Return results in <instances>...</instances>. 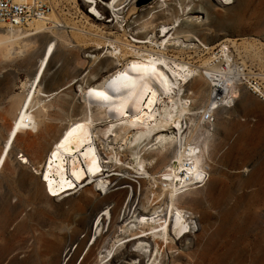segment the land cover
Listing matches in <instances>:
<instances>
[{
  "label": "bare ground",
  "instance_id": "6f19581e",
  "mask_svg": "<svg viewBox=\"0 0 264 264\" xmlns=\"http://www.w3.org/2000/svg\"><path fill=\"white\" fill-rule=\"evenodd\" d=\"M77 1L88 10L87 15L94 23L111 19L104 23H112L111 27L127 43L112 39V34L103 36L99 29L93 32L92 27H98L95 24H90L92 27L88 30L70 27L59 12L54 13L58 0H54L53 10L44 20L35 21L27 28L31 31L0 26V59L24 56L34 63L24 91L15 96L5 110L11 118L0 147V178L8 169V178L12 180L8 182H13L20 192L29 189L30 194L26 197L5 193L0 196V238L4 235L9 239L0 243V264H34L35 249L48 257L49 264H75L92 236L95 241L80 264H184L185 261L187 264H231L245 253L235 252L225 242L239 229L238 215H250L252 210L256 216L254 229L263 230L256 237L257 253L252 264H261L264 156L257 161L255 170L243 179L238 173L228 176L226 162L216 165V175L195 192L198 168L194 162L199 160L204 149L189 147L197 128L207 122L206 113L212 114L211 119L219 110L230 115L232 122L220 117L218 124L223 126L229 122V134L233 135L236 128L239 131L236 119L243 111L262 116L264 109L244 96L243 87L238 89L246 74L234 63L229 48L223 45L227 39L219 44L223 46L218 53L199 66L181 56L182 53L193 52L198 56L204 50L210 52V41L224 39L232 29L243 35L260 34L263 10L251 9L247 0H151L145 4L142 0ZM170 1L177 4L170 7ZM164 6L171 9L167 10L170 14H165ZM126 7L130 10L127 17L124 16ZM158 9L161 12L156 14ZM244 9L248 10V17L242 16ZM246 19H254V22L244 25ZM51 22L53 26L47 27ZM65 28L74 30L73 39L65 34ZM47 31L51 36L45 41L40 42L35 37ZM86 35L105 41L92 46ZM136 44H142L145 49L141 50ZM58 45L86 51L88 60L77 62V66L83 68L86 64L84 70L89 71L85 75L79 73L56 91L42 90ZM248 47V52L254 51L253 44ZM170 48L180 55L171 58L167 53ZM102 50L105 51L100 56ZM248 88L251 93L264 96L258 84H250ZM68 89L71 95L64 93ZM58 96L62 102H53ZM71 99L77 100L76 103ZM241 127L243 131L244 125ZM250 130L245 128L244 131ZM24 134L32 139L20 142ZM237 137L224 155L232 170L244 171L245 165L255 156L254 146L239 141L243 137ZM125 138H128L127 152L136 170L153 179L154 190L146 189L145 179L135 183L119 175L104 178L106 169L126 176L133 174L117 165L123 159L112 145ZM109 139L111 142L107 141ZM151 142L155 143L146 148ZM18 143L24 146L29 157L22 155L23 159L14 163L12 155ZM188 149L191 153L188 159L192 162L186 159ZM30 165H36V173L40 175L33 182V175L27 170ZM164 167L165 175L157 177ZM229 181H234L231 183L234 192ZM98 188L101 191L97 192ZM248 190L251 192L247 193ZM74 193L79 195L64 198ZM230 193H236L235 202L223 209ZM16 197L17 203L12 204ZM39 199L45 210L54 207L57 221L52 223L37 217L34 204ZM146 205L150 206L148 210H144ZM23 206L32 207L24 216ZM103 210H106V217L100 215ZM122 212L124 216L120 220ZM131 213L140 221L122 226L132 218ZM213 213H217L219 225L209 233L211 225L203 228V223H208ZM16 221L15 233L6 234L7 228ZM194 224L201 225L208 234L206 241L199 242L197 250L192 252L189 246L196 238L191 228ZM37 226L49 228L52 238L35 232ZM119 227L122 240L116 236ZM147 227L152 231L153 241L144 238ZM20 232L26 234L22 239L25 245L15 247L10 240ZM80 234H85L84 239L79 238ZM121 245L125 248L107 253L109 247L121 248ZM24 249L33 250L22 252L27 255L22 259L20 254L14 256ZM173 250L178 254L172 253Z\"/></svg>",
  "mask_w": 264,
  "mask_h": 264
},
{
  "label": "rangeland",
  "instance_id": "374dc122",
  "mask_svg": "<svg viewBox=\"0 0 264 264\" xmlns=\"http://www.w3.org/2000/svg\"><path fill=\"white\" fill-rule=\"evenodd\" d=\"M247 2L250 4L249 7L252 9L253 7L259 8L263 10V15H262V21H261V28H262V32L260 34L257 33H247L244 34L242 32L239 31H235V30H229L227 31L225 38L224 39H214L212 41H210L208 47L212 48V50L210 52L207 51H202L200 53V55H195V53L191 52V53H186L185 55L182 53L181 58H184L186 61L192 63V65L195 66H199L200 64H202L205 60H207L209 57L215 55V53H218L219 50L222 48L223 45H226L229 48V51L231 52V54L233 55L234 58V63L238 66L241 67L242 69H244V73L246 74V76L242 77V81L241 84L238 89L241 90L243 87L244 91H245V95L244 96H248L251 98V101L255 104L260 105L263 109H264V96H258L257 94H253L250 92V89L248 88L250 84L252 85H257L260 87L261 91L263 92L264 95V0H247ZM177 3L175 1H170L169 5L171 6H175ZM230 6V5H229ZM132 7H134V5H132ZM179 7V6H177ZM131 9V8H130ZM162 10L166 11V15L170 14L167 12V10H171L169 9L167 6H164ZM129 7H126L125 11H124V16L127 17L128 13H129ZM248 10L244 9L242 16L246 14V16L248 17ZM55 12H59L62 15V18H64L70 25V27H76L77 29H85L88 30L89 28H91L92 26L90 24H95L98 27H92L91 30H93V32H95L97 29L101 30V33L103 36H109L110 34H112L111 38L112 39H117L123 43H127V41L125 40L124 37H120L119 33L117 32L116 29H113L112 23H104L109 22L111 19H104L102 22L99 23H94L92 20L89 19L87 12L88 10L83 7L77 0L75 2H70L68 0H58V3L56 5V11ZM161 9H158L155 11V13H160ZM184 13H187V9L184 10ZM192 18L195 17L191 16ZM202 15H200L199 19H202ZM186 18H189V16H186ZM143 21V20H142ZM141 21V22H142ZM141 22H139L138 24L134 25V26H138ZM254 22V19H246L245 21H243L244 25H252V23ZM103 23V24H100ZM52 25L50 24H46L47 27H52L53 26V22H51ZM54 30V29H53ZM65 30V34L70 38L73 39V35H74V30L72 28H65L63 29ZM26 31H31V30H26ZM49 36H51L50 31L47 32H43L37 36H35L36 38H38V40L40 42L45 41ZM116 36V38H115ZM88 44H91L92 46H94V44L96 42H101L103 43L105 40L104 39H96L90 35H86L85 36ZM132 37H130L129 35V40H131ZM225 39H227L228 41L224 42L223 45L219 46V44L224 41ZM131 44H134L133 42ZM248 44H253L254 45V51L252 52H248ZM138 47H142V44H136ZM102 46V45H101ZM148 48L149 45H147ZM107 47H105L106 49ZM93 48L89 49L88 51H91ZM145 49V47H142L141 50ZM105 50H102V52L100 53V56H103ZM88 53V52H87ZM168 55L171 58H175V56L180 55V53H178L176 51V49L174 48H170L167 50ZM252 53V54H251ZM86 51L84 53V51L80 48H69V47H65L62 48L60 47V45H58L57 51H56V55L53 59V62L51 63L50 68L48 69V71L46 72L45 78L42 82L41 85V89L42 90H46V91H56L58 89H60L61 87H64L66 84H68L70 82V80L72 78H75L79 73L82 72V75H85L89 69L84 70L86 67V64L84 65V67L82 68L80 65L77 66V62H82L83 60H88L87 58H85V56L87 57ZM220 54V53H219ZM255 55V56H254ZM106 58H102L101 60H105ZM33 64L34 63H30L27 60H25L24 56H20L18 58H12V60H6V59H0V147H1V143H2V138L6 135V129H7V125L10 123V115L5 112L6 109L9 108V106L12 104L13 99L15 96L20 95L23 91H24V84L26 83V81L29 79V75L32 72L33 69ZM80 67V69H79ZM72 89V88H71ZM71 89L65 90L64 93H67L69 95H71ZM61 96V95H59ZM56 97L53 102L55 103H61L62 99L60 97ZM72 103H76L77 100L71 99ZM78 103V102H77ZM245 111H243L240 116L236 119V124L239 125L238 128L239 131L236 128V131L243 133L239 135L237 134L238 132L234 131L235 134L233 133V135L229 134V129L231 127V125L229 124V122H232L233 118L230 117V115H228L227 113H224V111L219 110L214 117L205 122V124H201V126H199V128H197L198 130L196 131V135L194 134V137L190 143V147L189 148H194V147H199L204 149L203 152L200 155L199 160L195 161L194 163L197 165V172L195 173L197 181H196V185L194 187V191H199V189L201 188V186H203L205 184V182H207V180L212 177L215 176L216 173V165H222L225 162L227 163V170L226 173L228 176L230 175H235V174H239L240 178H246L252 171L255 170V165H257V161L260 160L261 157L264 156V113L261 116H258L257 113L254 114V112H248L246 111V113L244 114ZM264 112V111H263ZM253 113V114H252ZM249 114V115H248ZM252 114V115H251ZM257 114V115H256ZM248 115V116H247ZM220 117H224L226 118L229 122H226L223 126H220L218 124V118ZM261 117V118H260ZM5 118V119H4ZM262 119V120H261ZM6 120V122H5ZM200 120V117L198 118V121ZM243 127V131L245 130H250L249 131H242V127ZM247 125V126H246ZM241 129V130H240ZM262 129V131H261ZM252 131L253 136H251L252 134H250ZM246 132H248V135L246 136ZM254 132V133H253ZM246 133V134H244ZM230 136H229V135ZM263 134V135H262ZM244 135V137L242 136ZM233 136V137H232ZM237 136H239V138L243 137V139H239V141L241 142H248L249 146L252 147L254 146V152H255V156H253L252 160L249 161L246 165H245V169H247V171L245 172V169L243 171V169L241 170H232L231 169V165L230 162L228 160V158L226 157V155H224V153L226 154L227 151L229 150V148L235 143L236 140H238ZM250 136V137H249ZM257 136V137H256ZM249 137V138H248ZM155 138V137H154ZM228 138V140H227ZM232 138V139H230ZM32 137H30L29 134H24L20 136V142L21 141H29L31 140ZM252 139V141H251ZM256 140V141H255ZM108 142H111V139L107 140ZM229 141V142H228ZM128 138H125L123 140H119L116 143H113L112 145L114 146V150L116 151H120L123 162L121 163H117V165L122 166L123 168L131 171L133 174H131L130 176H126L123 173H115V171H111L109 169H106L105 171V176L104 178H109L113 175H119V177H127L130 178L132 181H134L135 183H137V180L139 179H145L146 180V189L147 190H154V186H153V179L149 176H146L144 174H141L140 172H138L134 166V161L132 159V156L130 155L129 152H127V146H128ZM155 142H151L149 145L146 146V148H150ZM111 144V143H110ZM251 144V145H250ZM192 146V147H191ZM100 148H102V145H99ZM155 148V147H153ZM102 151V150H101ZM189 149L187 150V162H192L191 159L189 158V155L191 154ZM190 153V154H188ZM22 155H24L25 157H29L28 152H26L24 150V146H20V143H18L14 149V153L12 155V159L14 160V163H17L19 160L21 161L23 159ZM105 157V156H104ZM108 165H111V163L108 161H106ZM36 165H30L27 167V170L29 173H31L33 175L31 182H33L34 180H36L37 177H39L40 175L36 173ZM254 168V169H253ZM231 169V170H230ZM113 170V169H112ZM165 167L161 169L160 173L157 175L158 176H164V171H165ZM111 171V172H110ZM238 171H242V172H238ZM246 173V174H245ZM237 174V175H238ZM10 175V171L7 169L5 170L0 178V196L2 194H10L12 197L14 196H18V197H26L30 194L29 189H27V191H19L14 185L13 182H8V181H12L8 178V176ZM246 175V176H245ZM36 177V178H35ZM88 182L93 183L94 180H91ZM87 183V182H86ZM231 188V191L234 192L235 188L233 185H231V183H234V181H229ZM109 186V184H108ZM205 188V187H204ZM203 188V189H204ZM101 191L100 188L97 189V192ZM251 191L248 190L247 193H250ZM79 193H74L71 194L69 196H66L64 198H68V197H74V196H78ZM138 195H140V188L138 189ZM235 196L236 193H230L228 195V197L226 198L224 204L222 205L223 209L226 208H230L234 202H235ZM251 197H249L250 200ZM17 197L13 199V203L12 204H16L17 203ZM61 201V200H59ZM23 212H22V216H24L26 213L31 212L32 207L31 206H23ZM35 207V211L37 214L38 218L41 219H47L50 222L54 223L55 221L58 220V217L54 214V207H52V210H45V205L42 201V199L37 200L36 204H34ZM150 208L149 205H146L144 210H148ZM256 210H260L255 208ZM254 209V210H255ZM202 210V209H200ZM199 210V212H201ZM255 210V212H256ZM44 211V212H43ZM253 211V210H252ZM250 212V215H245V214H239L238 216V228L236 231H234L231 236L226 240V244H230L231 248L240 254L245 253L238 261L237 260H233L231 264H252V262L254 261V256H256L257 253V249L255 248L257 245L256 244V237L260 234H262L263 230H257L254 229V225H253V220L255 219V214L254 212ZM259 212V211H258ZM257 212V213H258ZM259 213H263V211ZM101 216L106 217V210H103L100 214ZM123 216L124 213H121V219L123 220ZM132 216L131 219H128L126 222H124L122 224L129 226L132 223L130 222H139V219L135 218V215H133L132 213L130 214V217ZM160 217V216H159ZM21 219V218H20ZM196 219H194L195 221ZM20 221V220H19ZM17 221L11 225L9 228H7L6 234L11 235L13 233H15V225H16ZM209 225H211V227H209L210 231L209 233H211L212 231H214L216 229V227H218L219 225V218L217 213H213L212 218L209 220L208 223H203V228H207ZM95 227V226H94ZM36 230L35 232H40L44 235L45 238H52L51 231L49 228L47 227H40L37 226L35 227ZM191 228H193V235L196 238H194V240L192 241V244L189 246L190 250L192 252H195L197 250L198 244L200 243H204L207 239V232H205L203 230V228H201V225H197L194 224L191 226ZM107 228L104 230V232H106ZM121 228L119 227V232L117 233L116 236L118 237V240H122L121 234L122 232ZM176 233V231L174 232V234ZM5 234V232H4ZM5 234V235H6ZM19 235L10 240L11 244H13L15 247H23L25 245V242H22L26 236V234L23 233H18ZM4 236V235H3ZM0 238V243H4L6 241H8V237H3ZM61 237H63L64 235L61 234ZM23 237V238H22ZM85 234H80L79 238L80 239H84ZM205 237V239H203ZM144 238L146 240H150L153 241L154 237L152 234V231L147 227L146 228V232L144 235ZM23 239V240H22ZM29 239V238H28ZM130 240V239H129ZM95 241V238L92 236L90 238V240L87 243V246L85 247V249L82 251V254L78 257L77 261L75 262V264H80L85 256V254L87 253L88 248H90L93 243ZM76 244H74L73 246V250L76 249ZM125 246L121 245L120 247H109L107 253L109 254L110 252H112L113 250H115L116 252L119 250L124 249ZM261 249H262V254H261V264H264V241L263 239L261 240ZM33 250V249H31ZM31 250H19L18 252L15 253L14 256H16V254H20L19 257L20 259H22L24 255L22 254V252H30ZM134 251L137 252L136 248L133 249ZM174 254H178L177 251L173 250ZM48 259V257L40 255L39 250L35 249V253L32 255V262L34 264H49L48 262H46ZM127 262V261H124ZM6 264V263H4ZM184 264H187V261H185Z\"/></svg>",
  "mask_w": 264,
  "mask_h": 264
},
{
  "label": "built area",
  "instance_id": "2783aa9c",
  "mask_svg": "<svg viewBox=\"0 0 264 264\" xmlns=\"http://www.w3.org/2000/svg\"><path fill=\"white\" fill-rule=\"evenodd\" d=\"M54 0H0V26L15 31L25 30L52 12ZM206 113L204 119L210 120Z\"/></svg>",
  "mask_w": 264,
  "mask_h": 264
},
{
  "label": "water",
  "instance_id": "95a60500",
  "mask_svg": "<svg viewBox=\"0 0 264 264\" xmlns=\"http://www.w3.org/2000/svg\"><path fill=\"white\" fill-rule=\"evenodd\" d=\"M149 1L151 0H142L141 3L145 4V3H148Z\"/></svg>",
  "mask_w": 264,
  "mask_h": 264
},
{
  "label": "snow or ice",
  "instance_id": "6c2138e0",
  "mask_svg": "<svg viewBox=\"0 0 264 264\" xmlns=\"http://www.w3.org/2000/svg\"><path fill=\"white\" fill-rule=\"evenodd\" d=\"M98 95H102L101 93H97ZM53 195H55V193H53Z\"/></svg>",
  "mask_w": 264,
  "mask_h": 264
}]
</instances>
